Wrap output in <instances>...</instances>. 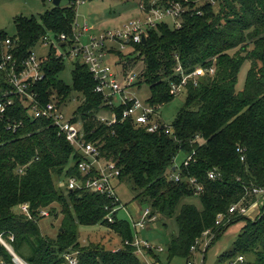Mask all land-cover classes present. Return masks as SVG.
<instances>
[{
	"label": "trees",
	"instance_id": "trees-1",
	"mask_svg": "<svg viewBox=\"0 0 264 264\" xmlns=\"http://www.w3.org/2000/svg\"><path fill=\"white\" fill-rule=\"evenodd\" d=\"M75 1L70 0L66 7L53 5L38 17H16L14 35L0 30V61L9 37L20 59L49 32L65 34L68 45L75 48ZM169 1L189 6L180 28L162 22L147 29L145 44L130 42V54L116 48L109 52L119 57L125 74L138 63L144 65L134 85H149L151 96L146 104L157 120L159 108L177 97L172 83L182 82V75L175 73L179 64L189 76L198 68H214L213 75L188 78L182 91L184 105L171 125L149 132L133 118L122 121L130 103L108 105L102 93L95 91L97 83L80 56L73 58L71 83L65 82L60 74L68 59L55 47L44 57L46 75L34 91L40 104L54 100L59 107L77 95L81 103L72 121L80 123L84 141L94 143L102 159L116 163L119 179L131 186L133 201L146 205L153 216L158 214L164 231H169L166 264L175 258L192 261L191 248L210 231L211 243L203 251L206 255L241 220L245 224L233 247L219 256L218 263L264 264V203L254 220L228 213L232 206H253L257 201L253 190L264 188V0H214L215 4L209 0H158L154 7ZM142 4L153 7L152 0H142ZM246 63V80L238 88V76ZM0 86L7 87L1 71ZM15 99L8 115L0 118V235L16 254L29 264H67L64 254L75 250L79 251L77 264H147L144 258H150L152 264H165L157 247H144L145 257L138 253L133 242L139 233L132 222L117 217L119 209L111 214L114 221L108 220V214L121 205L118 197L68 187L69 178H83L78 164L85 157L50 120L32 119L25 98ZM105 112L118 115L117 122L110 126L101 123L99 118ZM9 119L23 124L10 131ZM179 154L183 159L177 166ZM210 172L217 174L215 179L209 178ZM174 175L179 176L178 181ZM195 178L200 191L196 184L188 183ZM195 197L199 205L191 202ZM22 205L29 206L31 219L20 214ZM44 210L54 218L61 216L55 238L40 229ZM219 215L226 216L221 224H217ZM98 224L121 239V248L82 244L79 229ZM1 261L14 264L0 242Z\"/></svg>",
	"mask_w": 264,
	"mask_h": 264
},
{
	"label": "built area",
	"instance_id": "built-area-1",
	"mask_svg": "<svg viewBox=\"0 0 264 264\" xmlns=\"http://www.w3.org/2000/svg\"><path fill=\"white\" fill-rule=\"evenodd\" d=\"M53 2V0H51ZM85 0H76L75 3H83ZM158 1V0H157ZM186 1V0H184ZM212 4H215L214 0H209ZM200 2H205L201 0ZM188 5L180 1L168 2L167 5H159L158 7H153L150 9L146 8V4L140 5L141 15L129 20L128 23L124 24L121 28H115V30H106L99 33L98 37L91 36L89 41L85 44L82 43V36L79 33L81 29L84 32H88L90 28L86 23L84 27H80L79 24H75L74 27V36L76 37L75 48H71L68 45V37L65 34L55 36L52 33H48L43 36V39L39 42L42 44V48H46L43 55L36 52V47L29 52V54L24 57V59L16 58L15 56V45L12 38H8L4 41L2 47V58L0 61V71L4 73L5 84L7 87L0 86V118L2 119L5 115H8L12 106L15 105V98H25L24 103L27 104L29 116L32 119H41L46 118L52 122V124L59 128L60 133H62L66 140L73 144L76 147V150L79 151L85 160L81 161L78 164L79 172L82 174L83 178L78 179L73 176L68 179V187L72 190L74 188H85L91 190L95 193L101 195H107L117 199V194L115 192V187L113 182L118 180L121 172L116 163L106 161L102 159L99 155V150L97 146L92 142L84 141V134L80 123H75L70 120H67L63 113L60 112L59 106L56 101H51L48 103H41L39 101L37 93L34 91V86L42 79H44L46 73L43 67L45 62L44 57L49 54V50L52 47L57 48V51L60 55L64 56L67 59L71 57L80 56V62L84 65L89 66L90 71L92 72L94 81L97 85L95 91L98 94H101L105 97V101L110 106H116L115 101L117 95H123V93L138 79V74L131 70L127 74H119L115 72L112 67L109 65V56L110 49L114 48L112 44L118 43L121 48H126L129 46V43L134 44L142 43L143 37L147 38V29L154 28L162 22H169L173 20V26L180 28L183 23V15L188 11ZM71 51H68L70 50ZM70 54V55H69ZM176 74L182 75V82L179 84L172 83V91L174 94H180L184 90V85L188 78L203 77L207 73L209 75L214 74V68L209 70H204L203 68H198L192 74L185 75L183 72L182 66L176 68ZM114 99V100H113ZM130 103V106L124 109L122 115V121L129 118L147 128L149 132H156L160 129H163L165 126L164 123H161L159 120L155 119L156 114L152 107L148 104L141 103L135 96L132 98L123 97L120 104ZM8 120L7 129L11 131H17V128L23 124L22 121L12 122ZM118 120V115L112 114L111 116H106L105 113L100 116L99 121L110 126L115 124ZM169 128L167 127V132ZM238 152L240 149L237 150ZM244 160V156L241 158ZM188 162H186V165ZM21 171V170H20ZM217 174L215 172H210L209 178L215 179ZM172 178L179 180V176L174 175ZM189 184H196L197 180L191 179L188 182ZM198 191L201 190V186L197 185ZM255 196H264V188H256L253 190ZM256 204H253L255 206ZM244 208L239 206H232L228 213L237 214L239 216H249L251 209L253 208ZM21 214L26 216L27 219H31L32 216L29 211L28 205H22L20 207ZM117 209L112 210L108 214V220L110 222L114 221V218L111 214ZM144 218L142 222H136L134 225V230L139 228V231L145 229L146 224L150 221L155 220L156 216L151 215L149 210H144ZM48 211L41 212V216H48ZM226 216L219 215L217 224H221L225 220ZM139 231L137 233H139ZM210 231H206L204 237L198 239L195 245L191 248L192 253L197 252V246L200 245L201 241H209ZM138 237V236H137ZM136 237V238H137ZM134 240L133 246L138 247V253L145 257L144 247L151 248L149 244L145 241L138 239ZM0 242L5 246V248L13 256L14 264H29L20 258L15 250L2 238L0 235ZM141 244V247L137 246ZM79 251H69L64 254V258L67 264H77L78 262ZM242 258H239V261L242 262ZM144 261L148 263V259L144 258ZM0 264H6L0 262ZM31 264V263H30ZM186 264H194L192 261H188ZM204 264V263H202Z\"/></svg>",
	"mask_w": 264,
	"mask_h": 264
},
{
	"label": "rangeland",
	"instance_id": "rangeland-1",
	"mask_svg": "<svg viewBox=\"0 0 264 264\" xmlns=\"http://www.w3.org/2000/svg\"><path fill=\"white\" fill-rule=\"evenodd\" d=\"M70 0H62L61 5L66 7ZM157 2V0H152V4ZM142 0H85L83 3L76 4V24L82 28L87 23L90 30L84 32L80 29L79 33L82 36V43L85 44L89 41L90 37H98L99 33L106 30H115V28H121L124 24L128 23L132 18L138 17L141 15L140 5ZM53 8V3L51 0H0V30L6 31L10 35L15 34V23L14 19L18 16H35L38 17L39 14H43L48 10ZM169 23L173 25V20H169ZM114 48L123 52V54L128 55L131 50V46L126 48H121L120 44H112ZM36 52L43 55L46 48H42V44L36 47ZM68 51H71L68 50ZM68 59V56H67ZM73 58L71 57L65 62L66 70L60 74L65 82L71 83V72L73 69ZM109 65L112 69L119 74H125L124 65L119 64L120 60L117 55H110ZM249 64L246 63L239 73V82L238 88L244 86L246 80V74L248 71ZM144 65L138 63L135 68H131L132 71L140 73ZM131 72V71H129ZM136 97L141 103L146 104L148 98H150V87L146 83L141 84V86L132 85L129 87L123 95H117L115 105L121 103L123 97ZM186 94L180 93L177 94V97L170 103L162 105L159 108V121L169 126L174 121L176 115L180 108L184 105ZM114 100V99H113ZM81 101L78 100L77 95L74 94L64 104L60 105V112L64 114L67 120H70L74 114L76 108L80 105ZM112 107V106H111ZM114 107V106H113ZM106 116H109L108 112H105ZM110 115H112L110 113ZM183 159V155L179 154L175 160V164L178 166L179 162ZM112 162V161H110ZM120 178V177H119ZM115 187V192L117 194L118 200H120L121 205L117 213V217L127 219L133 223V226L136 222L140 223L147 219L144 218L143 213L147 208L146 205L140 203L139 201H133V194L131 186L128 185L126 179H119L113 182ZM194 204L199 202L197 198L191 200ZM264 203V196H258L256 205L251 209L250 215L248 218L256 219L260 215V208ZM148 210V209H146ZM20 213V212H19ZM21 214V213H20ZM152 215V214H151ZM61 217V216H60ZM54 218L50 214L48 217L45 216L44 220L39 223L42 234L55 238L57 236V230H59V222L61 218ZM158 214L155 217V220L150 221L146 224L145 229L139 231V228H136V231H139V239L147 241L148 244L154 247H157V253H161V261L167 263V240L169 231H164V228L160 224V219L158 221ZM245 224V220H241L238 223L231 225L226 233L215 243L212 244L211 248L208 250L206 255L203 254V251L211 243V239L207 242L201 241L200 250L193 255L192 262L194 264H219L218 258L221 254L226 253L229 249L233 247V242L236 240L241 227ZM81 234L80 241L83 245H88L90 243H96L102 245L104 248L109 250H118L122 245L121 239L118 238L114 232L108 229L106 226L100 224L90 226V227H81L79 229ZM138 234V233H137ZM138 237L136 239H138ZM137 246L141 247V244ZM161 248V249H159ZM205 256V260H204ZM24 260V259H23ZM25 261V260H24ZM152 260L148 258L147 264H152ZM187 261L184 259H173L170 264H186ZM156 264H160L157 263Z\"/></svg>",
	"mask_w": 264,
	"mask_h": 264
},
{
	"label": "water",
	"instance_id": "water-1",
	"mask_svg": "<svg viewBox=\"0 0 264 264\" xmlns=\"http://www.w3.org/2000/svg\"><path fill=\"white\" fill-rule=\"evenodd\" d=\"M61 2H62V0H53L52 3L54 6H59L61 4ZM145 42H146V37H143L142 43L145 44Z\"/></svg>",
	"mask_w": 264,
	"mask_h": 264
}]
</instances>
